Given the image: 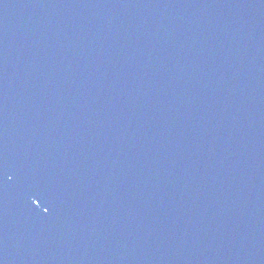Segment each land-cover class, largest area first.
Returning a JSON list of instances; mask_svg holds the SVG:
<instances>
[{
    "label": "water",
    "instance_id": "95a60500",
    "mask_svg": "<svg viewBox=\"0 0 264 264\" xmlns=\"http://www.w3.org/2000/svg\"><path fill=\"white\" fill-rule=\"evenodd\" d=\"M0 264H264V0H0Z\"/></svg>",
    "mask_w": 264,
    "mask_h": 264
},
{
    "label": "snow or ice",
    "instance_id": "6c2138e0",
    "mask_svg": "<svg viewBox=\"0 0 264 264\" xmlns=\"http://www.w3.org/2000/svg\"><path fill=\"white\" fill-rule=\"evenodd\" d=\"M40 201L37 199L36 201H35V203H39ZM48 209L47 208H45V211H47Z\"/></svg>",
    "mask_w": 264,
    "mask_h": 264
}]
</instances>
